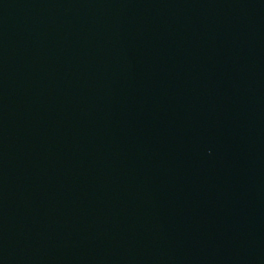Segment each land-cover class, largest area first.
I'll return each mask as SVG.
<instances>
[{"label": "water", "instance_id": "water-1", "mask_svg": "<svg viewBox=\"0 0 264 264\" xmlns=\"http://www.w3.org/2000/svg\"><path fill=\"white\" fill-rule=\"evenodd\" d=\"M0 264H264V0H0Z\"/></svg>", "mask_w": 264, "mask_h": 264}]
</instances>
